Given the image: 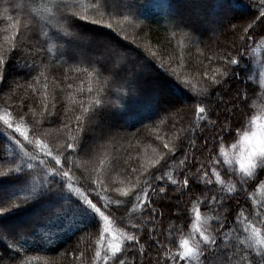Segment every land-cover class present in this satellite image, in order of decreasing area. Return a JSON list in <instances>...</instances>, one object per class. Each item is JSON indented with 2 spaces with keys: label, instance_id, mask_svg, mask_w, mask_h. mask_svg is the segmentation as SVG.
Masks as SVG:
<instances>
[{
  "label": "snow or ice",
  "instance_id": "snow-or-ice-1",
  "mask_svg": "<svg viewBox=\"0 0 264 264\" xmlns=\"http://www.w3.org/2000/svg\"><path fill=\"white\" fill-rule=\"evenodd\" d=\"M249 3L256 12L247 23L236 24L232 21L237 9L250 8L229 0H42L38 8L31 9L24 25L25 29L30 24L37 28L36 42L31 46L17 39L23 35L19 21L12 24L16 31L5 38L9 46H0V91L11 56L16 54L23 59L21 72H35V83L27 84L33 94H39L35 84L41 77L48 80L51 61L64 68L63 81L53 77L54 83L70 81L73 73L85 76L89 86L85 91L81 79L78 109L75 97L69 93L74 107L61 114L54 95L52 111L48 110L45 83L41 119H35L37 108L26 105L24 98L19 100V114L8 103L23 85L13 80L10 83L15 87L4 93L7 106L0 109V135L6 134L7 143L15 148L6 158L0 156V242L12 240L6 246L12 254L0 250V264H31L18 257L33 245L46 250L64 235H75L85 228L96 229L99 235L90 259L87 248L71 253L76 264H136L135 256L128 258L132 252L139 255L143 264L149 242L156 247V258L154 262L149 258L148 264H264V200L257 201L248 192L257 182V187H264V131L251 136L245 133L238 153L237 145H232L231 155L224 146L233 124L249 115L250 105L258 103L262 109L251 116L252 124L264 120V59L253 58L254 68L249 74L237 70L242 60L248 59L246 54L253 51V45L256 52L264 48V0ZM151 9L159 10L171 39L179 35L177 45L181 49L196 46L204 55L199 48L204 43L201 38L226 24L234 35L238 34L240 43L233 42L234 51L209 49L207 63L200 60L195 73H189L183 55L177 65L171 54L165 55L150 43L145 42L143 52L140 51L139 41L148 35L144 29L153 20ZM3 11L8 12V8ZM129 32L131 43H126ZM35 56L41 59L29 62ZM257 74L258 84L254 83ZM157 76L166 78L169 87L154 81ZM241 80L247 81L244 87L234 88L233 83ZM66 86L73 87L70 82ZM177 104L181 107L177 108ZM189 104L193 119L176 128L183 119L178 114ZM221 104L228 114L223 121L222 112L218 111ZM68 111H73L75 117L65 123L61 117ZM162 112L164 115L160 116ZM155 117L160 118L154 121ZM144 121L154 123L148 131L157 133L155 141L161 142L162 148L150 143L148 147L154 155L141 157L139 167L129 163L131 157L123 167L119 166V158L99 159L98 166L91 170L87 161H79L81 154L93 152L97 140L115 143L128 135V146H138L139 141L132 145L131 140L139 130L122 135L121 129ZM44 122L57 124V131L65 133L55 147L43 138L47 133H31L32 127L40 128ZM169 122L176 134L160 135V126ZM208 128L214 132L211 144L203 135ZM198 139H203L206 157L195 155ZM185 142L193 149L191 162ZM182 149V158L176 159ZM109 164L113 167L109 168ZM169 186L178 196L189 195L194 216L187 232L174 221L163 229L160 225L164 213L157 214L152 206L155 197H168ZM240 192L248 193L253 202L251 210L241 206L240 201L235 209L228 203ZM179 205L177 200V219L185 212ZM117 212H122V220L126 219L125 227L116 226ZM145 230L148 240L141 244ZM165 231L169 237L173 232L180 233L176 250L159 239ZM79 244L80 241L77 247Z\"/></svg>",
  "mask_w": 264,
  "mask_h": 264
},
{
  "label": "trees",
  "instance_id": "trees-1",
  "mask_svg": "<svg viewBox=\"0 0 264 264\" xmlns=\"http://www.w3.org/2000/svg\"><path fill=\"white\" fill-rule=\"evenodd\" d=\"M232 4H246L250 8V11H246L245 9H237L236 18L233 19V23L236 24H245L247 23L248 19L251 17L252 13L256 12V9L254 7H251V4L249 3V0H229ZM255 2L258 4L259 0H255ZM42 3V0H0V46H3L4 48H7L9 46V42L5 39L6 37L11 36V34L16 31L15 28L12 27V24L19 21L20 29L23 32V35L18 36L19 41H23L24 43L31 46L36 42V35L37 28L34 24H30L29 29H25L24 25L27 21L30 19V13L32 8H38L40 4ZM17 5H20L17 7ZM5 8H8V12H4L3 10ZM243 12V19L239 20L241 17L240 13ZM151 14H154L152 22L149 24L148 27L144 29L145 32L148 33L147 37H145L143 40L139 41L141 47L140 51L143 52V46L144 43H150L154 47H158L161 49V51L167 55L171 54L176 59V64L179 65V57L183 55L186 65V71L189 73H195L197 70L198 62L200 60H204L205 63H207V60L205 59V56L211 55V52H209V49H212L213 51L217 49H224V50H233V42L236 43V45H239L238 40V34H233L229 39L227 37V31L222 35L218 33L216 36V40L208 41L207 38L204 36L201 39L204 41V43H201L199 45V48L204 51V55H201L200 52L197 51L196 46L192 45H186L183 49L179 48L177 45V41L180 39L179 35L176 37V39H171V36L168 32L165 31V21L163 19L159 18V10L158 9H151ZM11 17L12 19L9 20L8 17ZM158 20V23L156 22ZM225 28H229V26L226 24ZM141 36H143V33H140ZM118 39H122L120 37H117ZM234 38V39H233ZM132 39V33L129 32V41L126 43H131ZM171 41V43H169ZM207 45V47H205ZM132 47H136L135 44L131 45ZM255 45L252 46L253 51L250 53H247L248 59H243L241 62V66L238 71H241L242 74H249L253 71V64L251 63V60L255 57H259L261 59H264V48H262L259 52L255 51ZM27 51V49H25ZM147 55V53H144ZM32 59L40 60L41 57L35 56L30 57L29 62H31ZM45 62H48V58H43ZM19 61V64H18ZM23 63V59L18 55H12L11 59L8 64L7 73L5 76V82L3 85V91H0V109L5 108L7 105L5 104V96L4 93L8 92L10 87H15L14 84H11L10 82L15 80L17 83L23 85V87H20L16 89L15 95L12 97V100H10L8 103L12 105V108L14 110L15 114L20 113V107H19V100L21 98H24L25 104H33L37 108V116L35 119H41L39 112L40 108L43 105V93H44V84H48V102H49V111H52L51 104H52V98L53 95L55 96L56 101H58L57 104V111L61 114L65 112V109H72L74 106L69 102V93L72 94L73 97H75L77 104L75 107L78 109V105L80 102V95L78 93V89L80 87V80H84L83 87L85 91L88 88V81L85 76L73 74L70 73L72 76V79L67 82H63L61 85H58L53 82V77H56L58 80L63 81V72L64 68L60 67L56 61H51L50 69L47 72L48 80L45 81L43 77L40 78L39 83L35 84V87L39 90V94H33L30 89H27L28 83H35L32 80V76L35 75V72H33L31 75L27 73V70H24L21 72L19 70L20 64ZM39 70V69H37ZM21 77H23L21 79ZM154 81L159 83L161 86L168 88L169 87V81L166 78L161 77H153ZM259 77L257 74L256 80L254 83L258 84ZM72 83L73 87L71 89L67 88V83ZM247 81L241 80L238 82L233 83V87H240L243 88L244 84H246ZM95 82L93 81V87H95ZM27 89V90H26ZM174 91V89L172 90ZM250 95H254V93H250ZM228 99V96H225V100ZM181 107V105L177 104V108ZM185 109L181 111L178 115L180 117H183L180 123L176 125V128H181L183 126H186L192 119V111H191V105L184 107ZM224 105L221 104L218 111L222 112L221 115V121H223L224 117L227 116V113L223 112ZM27 110L26 108L24 109ZM261 107L258 105H250V111L249 115L242 121V122H236L233 124L232 127V133L231 135L224 141V146L228 150L230 147H232L233 144H236L238 141V137L245 133L249 127L252 125L251 122V116L257 115L261 112ZM164 113L162 112L160 116H163ZM75 113L73 111H68L66 115H63L61 118L64 120L65 123H67L68 119L74 120ZM160 117L153 118L154 121L158 120ZM213 119H215V113L213 114ZM29 125L32 124V118L29 117ZM134 123V122H133ZM2 125V122H0ZM154 127L153 122L144 121L143 123L135 124V126L126 127L124 129V134H131L136 133L138 130V135L134 137L131 140L132 145H137V141H139V145L136 147H129V141H128V135H123V139L118 138V143L114 144L115 146L117 144L123 145L122 149L119 150L118 147H112V148H102V146H99V143L101 141L97 140L95 145H93V152L89 153L87 156L84 154H81V156L78 158L79 161H87V167L89 170H91L92 167L98 166L99 159H106L108 161H114L116 158L118 159L119 166H124V161L129 160V157L131 159L129 160V163L132 166L139 167V164L141 163V157L145 158H151L153 157V153L151 150V147H148V145L151 143L153 147H161L162 144L159 141H155V135L157 133L155 132H149L148 129H151ZM58 125L57 124H49L47 122L43 123V126L40 128L32 127L31 133H47L44 135V139L49 142L53 147H55L57 143V139L59 138L61 141L64 139L65 133L63 130L57 131ZM75 132V130H74ZM30 133V134H31ZM160 135L167 134L168 136H172L176 134V129L171 127V122L166 123L164 125L160 126L159 129ZM199 135V133H197ZM204 137H206L209 140V143L212 142V137L214 135V132L211 128H208L203 133ZM203 139H198L196 144V150L195 155L196 157H201L202 155L204 157L207 156L206 152H203ZM99 146V147H96ZM15 148L14 144H9L6 141V134L0 135V156L7 157L9 152ZM185 148L189 154L190 162L192 161V153L193 149L191 147L187 146V143L185 142ZM216 148H219V144L216 145ZM184 150L182 149L178 154L176 159L182 158L184 154ZM190 150V152H189ZM204 163H207V160H203ZM2 163V161H0ZM113 164H109V168H112ZM130 171V168L128 169ZM118 171V168L116 169ZM192 171H195L193 168ZM123 173H121V177H123ZM182 179L183 177H179ZM226 178V177H225ZM163 183V182H161ZM258 184V182H257ZM257 184H253L252 187L249 188L248 192L252 193L255 196V199L257 201L264 200V187H257ZM196 191H199L200 189H195ZM215 191V189H212ZM110 195L115 196V193H110ZM176 196V199L169 200L168 197ZM168 197H155L154 203L152 206L156 207L157 214L160 212H163L164 215L161 218L162 223L161 227L163 229H167L170 222H175L177 225H182L183 231L187 232L190 228V225L193 220L194 214L191 212L192 204L189 200V195L186 193L183 197L178 196L173 190L171 186H169L168 189ZM177 200L180 201V208L184 209V215L180 217V219L176 218L177 208L174 205V202H177ZM237 201H240L241 206H243L246 209L251 210L252 207V200L249 198L248 193L240 192V194L230 200L228 203L232 205V207L235 209ZM202 211L204 209L202 208ZM235 213H231V215H234ZM115 219L117 221L118 227H125L126 226V219L122 220V212H117ZM258 227L260 225H257ZM87 233H91V236L86 235ZM98 230L93 228H85L82 229L80 232H77L75 235L66 234L64 235L61 240L57 241V243L53 246H48L46 250H41L38 248V246L33 245L28 249L27 252H23L18 258L19 259H27L30 260L31 264H76V262L73 260V257L71 253L75 251L77 254L80 250H83L87 248V257L90 259L91 256L94 253L95 249V240L98 238ZM81 237H84L83 240H81ZM159 239L168 244L169 247L173 248V250H176L179 245L180 240V233L173 232L172 235L169 237L167 232H163L160 234ZM148 240L147 230H145V233L143 235V238L141 239V244H144L145 241ZM80 241L79 247H77V243ZM12 244L11 239H5L3 242H0V250L5 251L7 254H12L11 249H7V245ZM91 245V247H89ZM132 256L136 257V264H140V257L137 253L132 252L128 254L129 260L132 259ZM151 258L153 262L156 258V247L149 242L145 257L143 260V264H148V260Z\"/></svg>",
  "mask_w": 264,
  "mask_h": 264
},
{
  "label": "rangeland",
  "instance_id": "rangeland-1",
  "mask_svg": "<svg viewBox=\"0 0 264 264\" xmlns=\"http://www.w3.org/2000/svg\"><path fill=\"white\" fill-rule=\"evenodd\" d=\"M243 19V17H240L239 18V20H242ZM225 31H227V37L229 38V39H231L230 37L233 35V33L230 31V29L228 28H221L218 32H216V33H212V32H209L205 37L207 38V40L208 41H213V40H216L217 38H216V36L218 35V33L220 34V35H222L223 36V34L225 33ZM234 39V38H233ZM218 40V39H217ZM180 107V106H179ZM178 107V108H179ZM185 108H183V110H184ZM3 128V125H1L0 124V129H2ZM262 131H264V120H258L257 121V123L255 124V125H251L250 127H249V129L245 132V133H247L249 136H251L252 135V133L253 132H256L257 134H260ZM121 133H122V135L124 134V129H121ZM245 133H243V134H241L239 137H238V141H237V143L235 144V145H237V147H236V149H235V152H240L241 150H242V148H243V142H242V138H243V136H244V134ZM17 136H18V134H16ZM20 139H23L22 137H20ZM99 141H101L100 143H99V146L101 145L102 146V148H105V149H108V148H112V147H115V148H117L118 147V149L119 150H121L122 149V147H123V145H119V144H117L116 146L114 145V144H116V143H118V142H116V143H107V142H105V140H99ZM118 141V140H117ZM99 146H96V147H99ZM233 148L232 147H230L229 149H228V152H229V154L231 155L232 153H233ZM189 152H190V150H189ZM176 203L177 202H174V205H176Z\"/></svg>",
  "mask_w": 264,
  "mask_h": 264
}]
</instances>
